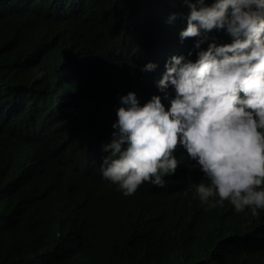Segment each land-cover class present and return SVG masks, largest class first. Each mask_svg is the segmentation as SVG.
<instances>
[{
    "label": "trees",
    "instance_id": "obj_1",
    "mask_svg": "<svg viewBox=\"0 0 264 264\" xmlns=\"http://www.w3.org/2000/svg\"><path fill=\"white\" fill-rule=\"evenodd\" d=\"M189 12L184 0H0V264H264V209H207L182 156L138 199L119 202L100 176L119 98H163L162 56L199 39H180ZM205 35V50L232 42Z\"/></svg>",
    "mask_w": 264,
    "mask_h": 264
},
{
    "label": "clouds",
    "instance_id": "obj_2",
    "mask_svg": "<svg viewBox=\"0 0 264 264\" xmlns=\"http://www.w3.org/2000/svg\"><path fill=\"white\" fill-rule=\"evenodd\" d=\"M184 3L190 12L180 39H199L187 56L179 52L157 70L150 61L142 66L144 72H163L156 82L163 98L153 95L141 105L132 88L119 98L111 141L103 146L104 188L119 202L138 199L145 186L163 188L182 156L200 173L191 188L207 209L227 201L236 213L249 209L257 217L264 209V0ZM213 29L225 30L232 42L213 39L203 49L205 33ZM145 85L151 83L131 87ZM15 125L22 124L9 128ZM93 179L94 173L83 177Z\"/></svg>",
    "mask_w": 264,
    "mask_h": 264
},
{
    "label": "bare ground",
    "instance_id": "obj_3",
    "mask_svg": "<svg viewBox=\"0 0 264 264\" xmlns=\"http://www.w3.org/2000/svg\"><path fill=\"white\" fill-rule=\"evenodd\" d=\"M166 55H167V56H166V57H164V59H169L170 57H168V53H166Z\"/></svg>",
    "mask_w": 264,
    "mask_h": 264
}]
</instances>
